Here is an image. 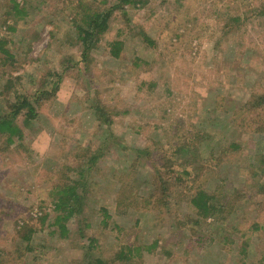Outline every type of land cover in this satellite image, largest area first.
<instances>
[{
  "label": "rangeland",
  "instance_id": "374dc122",
  "mask_svg": "<svg viewBox=\"0 0 264 264\" xmlns=\"http://www.w3.org/2000/svg\"><path fill=\"white\" fill-rule=\"evenodd\" d=\"M78 1L0 0V115L18 97L36 109L16 117L21 138L0 135V264H264V0L127 5L85 58ZM72 180L81 205L61 237ZM199 190L219 210L206 219Z\"/></svg>",
  "mask_w": 264,
  "mask_h": 264
},
{
  "label": "trees",
  "instance_id": "16d2710c",
  "mask_svg": "<svg viewBox=\"0 0 264 264\" xmlns=\"http://www.w3.org/2000/svg\"><path fill=\"white\" fill-rule=\"evenodd\" d=\"M106 0H97L100 4H103ZM146 0H117L115 3L109 7H100L96 3V0L93 1H78L75 4L76 13L74 17L75 31L78 41L82 45V57L85 58L88 55V52L96 46L100 36L107 30L109 25V19L112 16L114 11H119L122 15H126L125 7L127 5H136L143 6L145 5ZM13 8H18V3L14 2ZM264 7H261L258 13H263ZM121 41L116 40L111 44L110 54L117 57L120 52ZM11 87L7 88L8 90ZM257 96V95H256ZM37 102V99L35 100ZM258 105L264 104V92L257 96ZM9 105L10 112L9 114L0 115V135H4L8 143H12L13 138L22 137V131L19 126L15 123L16 117L23 113L24 121L27 122L30 119L36 116L35 104L33 101L26 97H18L13 101H7ZM95 114H97V120L102 123H109L114 115V108L106 110L103 106L96 108ZM109 111V112H106ZM117 112V111H116ZM95 160V157L91 158ZM78 180H72L70 184L65 185L61 190H59L56 201L54 203L55 214L52 217L51 225L55 227L53 232L61 237L67 235V224L66 222L70 217L75 215L80 210L82 196L78 193ZM166 184L163 179H158L156 181V186H159L158 192L160 195L164 192L163 186ZM212 197L209 194H206L204 191L199 190L196 194L190 199L191 207L195 210L196 214L202 218H208L217 211V207L212 204ZM150 197L146 201H150ZM104 217L107 219L109 215L104 211ZM46 219V214L42 218V221ZM192 224L196 226V222L193 220ZM252 227L257 229L264 230V223L258 224L255 223ZM26 232L23 233V238L26 241V250H33L31 243V234L35 231L34 227L26 226ZM94 239L91 240V243ZM86 249H89V246ZM122 254V251L121 253ZM84 264H110L104 259L99 257H93L90 255V258Z\"/></svg>",
  "mask_w": 264,
  "mask_h": 264
}]
</instances>
